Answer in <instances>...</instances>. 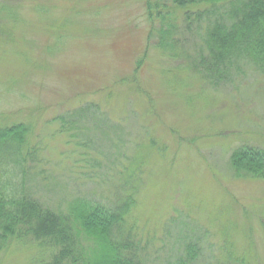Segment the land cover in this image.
I'll return each mask as SVG.
<instances>
[{"label":"rangeland","instance_id":"1","mask_svg":"<svg viewBox=\"0 0 264 264\" xmlns=\"http://www.w3.org/2000/svg\"><path fill=\"white\" fill-rule=\"evenodd\" d=\"M146 2L0 0V17L13 9L25 21L0 35V120L34 127L19 181L63 211L78 199L114 203L131 178L146 264L175 262L191 244L196 264H264V180L230 165L239 147L264 150V73L239 65L217 87L194 72L173 78L183 63L165 64L149 41ZM82 108L92 134L79 138L58 118ZM22 242L0 264L45 254Z\"/></svg>","mask_w":264,"mask_h":264},{"label":"trees","instance_id":"2","mask_svg":"<svg viewBox=\"0 0 264 264\" xmlns=\"http://www.w3.org/2000/svg\"><path fill=\"white\" fill-rule=\"evenodd\" d=\"M146 1L149 41L154 40L153 47L165 64L183 63L177 68L183 70L175 71L173 78L184 79L194 72L200 81L217 87L228 82L239 65H252L264 73V0ZM222 8L226 11L219 15ZM0 10L9 11L2 3ZM17 13L12 9L9 18L0 17L1 36L9 39L16 28L25 26H20L25 21ZM84 110L77 109L80 113L75 116L68 112L69 119L66 115L58 118L61 129L79 138L92 134L84 130L89 116ZM1 122L0 253L18 240L36 244L45 253L33 264H146L133 224L136 188L131 178L124 183L129 190L122 187V195L114 203L78 199L63 211L46 207L25 193L23 178L19 181L35 152L30 140L33 125ZM96 134L109 135L103 128ZM230 165L237 176L264 180L263 149L239 147L231 155ZM198 252V246L191 244L184 248V256L167 264H196Z\"/></svg>","mask_w":264,"mask_h":264}]
</instances>
